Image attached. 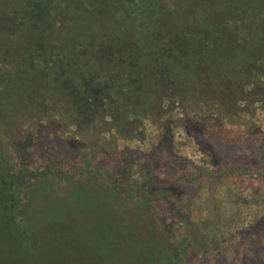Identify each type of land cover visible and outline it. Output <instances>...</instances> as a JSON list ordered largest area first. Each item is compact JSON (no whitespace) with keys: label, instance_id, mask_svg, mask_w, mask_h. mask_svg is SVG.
<instances>
[{"label":"trees","instance_id":"1","mask_svg":"<svg viewBox=\"0 0 264 264\" xmlns=\"http://www.w3.org/2000/svg\"><path fill=\"white\" fill-rule=\"evenodd\" d=\"M258 107L264 0H0L1 227L25 240L28 228L17 219L30 190L40 180L61 182L96 201L100 264L204 263L232 242L234 264H264V248L243 239L264 225V185L244 198L229 182L234 175L264 179V170L215 172L205 161L199 179L218 182L223 194L213 192L200 206V194L179 188L193 178H164L154 159L139 174L125 169L126 182L122 171L97 163L121 152V140L146 143L155 126L162 129L159 151L175 159V122L212 118L229 128ZM42 121L67 125L80 141L70 171L32 169L8 155V145L31 139ZM158 199L171 202L176 218L159 214Z\"/></svg>","mask_w":264,"mask_h":264},{"label":"rangeland","instance_id":"2","mask_svg":"<svg viewBox=\"0 0 264 264\" xmlns=\"http://www.w3.org/2000/svg\"><path fill=\"white\" fill-rule=\"evenodd\" d=\"M219 4L217 1L218 7ZM148 29L153 30L154 27L150 25ZM142 32L144 33V29ZM236 64L238 67L242 66L243 60L239 59ZM235 121L237 125L229 128L212 118L202 122H175L176 127L171 138L175 159L159 151L158 147L163 143L162 129L155 126L152 127L150 139L146 143L132 140L126 145L121 140V152H110L101 156L97 163L122 171L126 182L130 170L139 174L142 163L148 158L154 159L156 172L164 178L174 179L184 175L193 178L191 182L180 181L179 188L190 195L200 194L197 200L202 206L201 202L210 198L213 192L223 194L218 182L209 181L205 177L199 179L205 161L215 172L237 165L253 172L264 170V107H258L253 114ZM37 125L39 127L35 128V133L30 135L32 138H26L25 150L20 155L15 152L17 150L13 147L14 142L8 145V155L17 164H27L36 170H45L51 164L70 171L79 163L81 144L71 128L61 123L51 126L47 121ZM127 168L130 170L125 171ZM229 180L233 183L235 192L242 194L244 198H253L261 182L264 185V179L254 177L244 179L234 175ZM94 184L96 187L102 185L101 182ZM106 184L103 182V185ZM60 186L65 187L61 182L53 184L40 180L30 190L31 195L21 206L22 213L17 219L18 223L22 222V227L28 228V237L25 240H21L15 231H6L1 227L3 215L0 213V264H100L96 253L103 252V248L97 245L96 239L100 238L102 232L99 226L95 227L93 224L95 199L92 195L85 194L78 197L76 190L68 191ZM184 198L183 203L187 201ZM156 204L162 217L176 218L169 200L158 199ZM182 210L184 212L183 208ZM249 210V214L254 212V209ZM139 229L142 236L147 235L145 226H140ZM251 238L264 248V225L243 237L245 242H249ZM234 246V242L227 244L225 251L216 252V256L210 254L204 263L191 264H215L216 258L221 264H234ZM239 250H243V247H239ZM113 258L112 254L107 256L108 260L115 263Z\"/></svg>","mask_w":264,"mask_h":264},{"label":"flooded vegetation","instance_id":"3","mask_svg":"<svg viewBox=\"0 0 264 264\" xmlns=\"http://www.w3.org/2000/svg\"><path fill=\"white\" fill-rule=\"evenodd\" d=\"M24 142H25V140H19V141H17V143H16V146H17V148H15V150H17V151H15V152H17V154H21L22 153V151H23V149L21 148V146L24 144ZM14 145V144H13ZM16 154V155H17Z\"/></svg>","mask_w":264,"mask_h":264}]
</instances>
